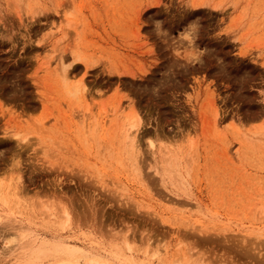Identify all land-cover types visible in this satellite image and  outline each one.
Masks as SVG:
<instances>
[{
    "label": "rangeland",
    "instance_id": "rangeland-1",
    "mask_svg": "<svg viewBox=\"0 0 264 264\" xmlns=\"http://www.w3.org/2000/svg\"><path fill=\"white\" fill-rule=\"evenodd\" d=\"M132 117L169 137L136 149ZM0 143V264L15 226L114 264H264V0H0Z\"/></svg>",
    "mask_w": 264,
    "mask_h": 264
},
{
    "label": "bare ground",
    "instance_id": "bare-ground-1",
    "mask_svg": "<svg viewBox=\"0 0 264 264\" xmlns=\"http://www.w3.org/2000/svg\"><path fill=\"white\" fill-rule=\"evenodd\" d=\"M61 63H62V65L64 66L65 65V62L63 61V59H61ZM63 74H64V76H65V80H66V82L67 81H69V80H71L72 79V77H74V75H76L77 73H79L80 72V69H79V67H76V66H74L72 69L71 68H69V67H65L64 69H63ZM86 73H87V71L85 72V75H86ZM84 75V76H85ZM75 78V77H74ZM73 78V79H74ZM84 78V77H83ZM80 81V80H79ZM78 81V83L76 82V83H74L75 81H73V83H71V85H72V88H71V92H72V95L74 96V98H73V100H79V99H83L84 101L86 100V98H87V94H88V88H87V83H86V81H84V79H81V81L79 82ZM67 83H69V82H67ZM87 95V96H86ZM82 99H81V101H82ZM78 102V101H77ZM79 105H81V103L79 104L78 103V106L77 107H80ZM121 106V105H120ZM83 106H81L80 108H82ZM123 107V106H122ZM36 108V107H35ZM80 108H78V110L80 109ZM81 110V109H80ZM115 110V109H114ZM87 111H89L88 110V108H87ZM116 111V110H115ZM79 112V111H78ZM77 112V113H78ZM86 113V112H85ZM84 112H83V114L84 115H88V112L85 114ZM82 114V115H83ZM90 115V114H89ZM89 115L87 116V117H89ZM138 115V114H137ZM86 117V118H87ZM82 118V117H81ZM85 119V118H84ZM87 119H89V118H87ZM87 119H85V120H87ZM138 120H140V118L138 119ZM130 121H131V123H130ZM130 121H129V123H130V125H129V128L127 129V138H128V142L130 143V145H132V146H134V147H136V149L137 148H139L140 147V145H141V143H140V140H141V137H144V138H147V139H145V140H149V142H148V145L150 146V147H153V142H151L152 140V138H153V136L154 135H156V136H163V137H165V138H168L169 137V135L165 132V131H161V133H157V131L156 132H151V131H145V133L143 132V134H142V136H141V134L139 133V131H141L140 130V126H139V124H136V120L132 117V118H130ZM85 122H87V121H85ZM88 122H89V120H88ZM109 122V121H108ZM140 123V122H139ZM97 125L99 124V123H96ZM217 126H218V124H216ZM87 126H89V128H92L91 126H92V124H90V123H87L86 124V126H85V128L87 127ZM98 127V126H97ZM100 127V126H99ZM96 128V127H95ZM97 129V128H96ZM104 129V128H103ZM166 129V128H165ZM91 130V129H90ZM105 130V129H104ZM169 131V130H168ZM159 132V131H158ZM2 145V143H0V146ZM135 149V150H136ZM141 149V148H140ZM139 151V150H138ZM15 158V157H14ZM176 164H178V163H176ZM181 165V164H180ZM177 166V165H176ZM177 168V167H176ZM172 171H173V169H172ZM174 172V171H173ZM168 173V172H167ZM172 173V172H171ZM180 173V172H179ZM175 174V173H174ZM181 174V173H180ZM169 175H170V172H169ZM175 176V178L176 179H178V175L176 176V175H174ZM19 177V176H18ZM172 177V176H171ZM180 177H181V175H180ZM182 178V177H181ZM174 179V178H173ZM176 179H174V180H176ZM178 181V180H177ZM183 181V180H182ZM1 183V185H0V198L3 196L4 197V200H5V197L7 196V195H9V197H11V192H10V190H9V188H11V186L9 185L8 186V190L9 191H7V193H5V189H4V186L2 185V182H0ZM177 183H179V181L177 182ZM185 183V182H184ZM4 184V183H3ZM183 184V183H182ZM67 190V189H66ZM70 189H68V191H69ZM21 192V191H20ZM15 194H14V197H15V201L16 202H13L14 204H13V207L14 206H16V208L15 209H17V211H18V214L20 213V215H21V213H22V207H24V206H21V202L24 200H19L18 198H17V195H16V192H14ZM13 196V195H12ZM20 199H21V196H20ZM19 200V201H18ZM21 201V202H20ZM16 203V204H15ZM25 203V202H24ZM25 208H27V206L25 207ZM27 210V209H26ZM47 210V209H46ZM45 210V211H46ZM7 211V210H6ZM14 212V211H13ZM13 212H11V213H13ZM24 212H25V210H24ZM31 212H32V209H31ZM16 214H17V212H15ZM42 213H44V212H42ZM48 213V212H47ZM70 213H71V211H70ZM69 212H67V211H65L64 212V218H65V220H64V222H59V224L60 223H62L61 225L64 227L66 224H65V222H69V220H70V214ZM46 214V213H45ZM22 215H24V214H22ZM48 215V214H47ZM46 215V216H47ZM60 216V215H59ZM53 217V216H52ZM12 216H11V214H4L3 212H2V214L0 213V222H2L3 224L5 223V222H3L2 220H6V219H8V221L9 220H11L12 222H16V221H13L12 219ZM58 218H60V217H58ZM63 218V217H62ZM14 219H16V218H14ZM56 220V219H55ZM61 220V219H60ZM7 221V222H8ZM12 222H10V224L12 223ZM22 222V221H21ZM54 222V221H53ZM9 223V222H8ZM8 223H6V224H8ZM65 225H64V224ZM70 223V222H69ZM68 223V224H69ZM13 224H15V223H13ZM18 224V223H17ZM50 224H51V222H50ZM67 224V225H68ZM0 225H1V223H0ZM66 225V226H67ZM70 225V224H69ZM3 226H6V225H3ZM8 226V225H7ZM11 226H13V225H11ZM19 226H21V225H19ZM27 225H25V227H26ZM9 227V226H8ZM52 227V226H51ZM56 227V226H55ZM60 228V226L58 225L57 226V228ZM15 228H17L16 226L14 227V230L16 231V232H14L15 234V236H18L19 238H20V240L22 241V242H20L21 244H19V248H20V252L18 253V256L17 257H15V260L13 261V262H11V264H114V262H111V260H106L105 259V261L103 260H100V259H97V258H90V259H88L87 258V253H85V252H83V251H81L80 249H78V248H76V247H74V246H72V245H70L69 243H67V242H65V239H60V238H57V237H55L56 239H52V240H46V239H39L37 236H32V234H33V232H32V230H31V228L30 227H28V228H19V230H16ZM9 229V228H8ZM7 229V230H8ZM13 228L11 227V230H12ZM63 230V229H62ZM10 232V231H9ZM12 233V232H11ZM10 233V234H11ZM13 234V233H12ZM53 234V233H52ZM34 235V234H33ZM38 235V234H37ZM8 236V235H7ZM10 236V235H9ZM40 236V235H39ZM10 238V237H9ZM11 238H13V237H11ZM17 238V237H16ZM19 238H17V239H19ZM16 239V240H17ZM9 240V239H8ZM15 240V239H14ZM11 241V240H10ZM9 241V243H12L13 242V239H12V241L10 242ZM19 242V241H18ZM18 248V247H17ZM118 250V249H117ZM17 254V253H16ZM114 255V259H117V260H119V261H124L126 264H143V263H139V262H137V261H135L134 259H133V257L132 256H129V255H127V254H124V252L123 251H121V249H120V251L119 252H116V253H114L113 254ZM10 264V263H9ZM188 264V263H187Z\"/></svg>",
    "mask_w": 264,
    "mask_h": 264
}]
</instances>
